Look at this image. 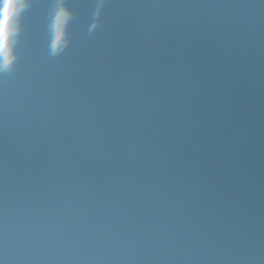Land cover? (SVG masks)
I'll return each mask as SVG.
<instances>
[{"label": "water", "instance_id": "obj_1", "mask_svg": "<svg viewBox=\"0 0 264 264\" xmlns=\"http://www.w3.org/2000/svg\"><path fill=\"white\" fill-rule=\"evenodd\" d=\"M130 1L133 3L130 7L136 8L137 12L126 17L128 20L137 15L149 17V12L153 10L156 13V26L153 27L151 24V28L153 27L156 33V58L160 61L156 62V92H168L171 97L181 98V108L186 110L188 115H201L207 120L213 119L207 113L209 103L219 101L222 112L217 122V128L224 134L220 137V141H225L227 147H230L231 144L234 146V149H229V153L233 152L229 156L233 161L228 165V169L251 180L250 172L258 171L260 165L264 167V51H262V55H258L253 60L252 45L247 40L244 41L243 32L245 30L237 29L240 20L237 18L232 25L233 19L229 20L226 13L217 15L215 11L212 12L214 14L207 11L203 12L202 18L194 16L201 19L202 22H193V20L186 22L187 11L180 7L181 0H170L169 4L157 7L156 0ZM237 4H241V2L225 1L224 8L230 7L232 15H237ZM108 20L111 21L112 18H108ZM143 20L147 21L146 18ZM175 20L179 21L177 25H175ZM70 21L71 19H69V23ZM250 27H254V24ZM177 31H179L178 35H176ZM253 33L255 34L254 31ZM193 35L197 37L192 40ZM218 38L222 39V43L224 42L220 48L218 47L220 43L215 44ZM253 40H256L255 36L252 38ZM121 45H112L106 39V46H109L112 51H117ZM113 57H115V52L111 53L109 59H113ZM26 65L28 63L25 64V68ZM65 75L67 76L68 72ZM71 79H74L75 82L79 80L78 77H71ZM89 85L90 81L86 83V88ZM206 86H208L207 90ZM190 91H194L195 94L190 96ZM75 98L77 97L75 96ZM119 100L122 105L126 97L119 98ZM113 111L114 115H118L120 112L116 107ZM165 112L166 108L160 100H157L156 129L162 124ZM117 118L116 116L115 121ZM107 121H110V118ZM259 152L263 154L260 159L255 156ZM168 163L174 167L178 166L172 160H169ZM156 167L164 173L167 171V167L163 163H157ZM217 171L220 173L218 164ZM49 173L57 175L58 170L53 168ZM261 173L262 170L259 171V174ZM99 182L105 183L102 180ZM102 187L103 185L100 186V189ZM114 191L111 190L108 194ZM165 198L168 199V205L176 203L180 199L173 194H167ZM134 199L133 196L132 202L135 204ZM140 201L144 203V200ZM210 205V203H206L205 207L199 210L192 208L195 210V212L190 211L192 214L178 208L174 215L168 213L166 218H157L165 232L167 229H171L177 237L166 233L165 244L159 237L156 238V264H241L239 259H242L244 263L254 264L242 249L238 250L240 258L237 259L226 255L230 252L225 241L217 240L215 245L210 243V231L223 228L220 224L212 227L216 210L209 208ZM160 209H163L160 213L163 211L167 213L164 207ZM108 216L113 217L111 213ZM2 220L3 218L0 219V225L4 224ZM69 220L72 219L69 218ZM224 221L232 224L231 221ZM6 225L10 226L11 223ZM152 225L156 229L155 223H148L147 227ZM244 227L239 231L233 227V231L230 233L231 241L237 248L242 240H247L249 244L252 243L250 233H241ZM156 236H160V233L156 232ZM170 242L176 244L172 245V249L168 245ZM72 253L73 260L79 258V255L83 256L80 250H75ZM175 254L178 256L176 257ZM89 259L88 264H103L102 260L107 263L104 257L102 255L100 257V254L95 251ZM154 260L148 251L144 263L152 264ZM2 261L3 264H9L6 260Z\"/></svg>", "mask_w": 264, "mask_h": 264}, {"label": "snow or ice", "instance_id": "obj_2", "mask_svg": "<svg viewBox=\"0 0 264 264\" xmlns=\"http://www.w3.org/2000/svg\"><path fill=\"white\" fill-rule=\"evenodd\" d=\"M4 6L6 7L7 5L5 4ZM34 6H36L35 3H34V0H30L29 7H34ZM55 6L57 8H68V9H70L72 11L73 8L79 7L80 5L74 3V0H56V5ZM89 6H95L96 8L99 7V6L107 7L108 4L107 3H103L101 5H98L97 4V0H93V4L89 5Z\"/></svg>", "mask_w": 264, "mask_h": 264}, {"label": "clouds", "instance_id": "obj_3", "mask_svg": "<svg viewBox=\"0 0 264 264\" xmlns=\"http://www.w3.org/2000/svg\"><path fill=\"white\" fill-rule=\"evenodd\" d=\"M6 5H7L6 7L4 6L5 16H7L8 12H9V9H10V7H11V4H10V3H8V4H6Z\"/></svg>", "mask_w": 264, "mask_h": 264}]
</instances>
